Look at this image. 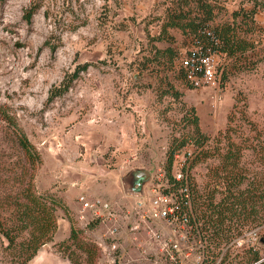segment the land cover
Listing matches in <instances>:
<instances>
[{"label": "rangeland", "instance_id": "rangeland-1", "mask_svg": "<svg viewBox=\"0 0 264 264\" xmlns=\"http://www.w3.org/2000/svg\"><path fill=\"white\" fill-rule=\"evenodd\" d=\"M254 4V15L242 20ZM234 13L237 35L253 45L246 56L260 57L264 0H0V220L29 224L27 188L54 208L50 241L38 249L47 254L27 264H226L248 248L264 260L259 204L234 239L232 217L220 225L207 208L224 136L264 138V60L244 70L218 51L217 86L197 89L178 64L195 37L232 22ZM64 79L69 89L50 99ZM4 114L36 152L33 164ZM244 160L264 173L251 152ZM137 170L149 178L131 193ZM179 172L184 181L171 183ZM181 185L190 211L204 200V219H150L151 201L162 195L180 203ZM81 197L110 203L116 221L82 212ZM31 228L12 246L0 234V264H21Z\"/></svg>", "mask_w": 264, "mask_h": 264}, {"label": "trees", "instance_id": "trees-1", "mask_svg": "<svg viewBox=\"0 0 264 264\" xmlns=\"http://www.w3.org/2000/svg\"><path fill=\"white\" fill-rule=\"evenodd\" d=\"M255 7H257V4H254L250 11H243L244 14L241 15L242 20L251 18L255 13ZM208 10L206 11V14L210 15V7H208ZM29 14H31V12H29ZM29 14L27 18H29ZM237 16L238 14L234 13L232 15V22L222 24L216 28L215 31L208 30L211 33V36H207L204 32L206 30H204L202 32L203 37H195L193 39V45L195 39H197L204 46H210L214 50L224 52L227 58L232 57V61H234L232 66H241L244 70H249L255 65V62L252 61V59L260 61L264 60V52L263 55H261L262 57H258L259 55H254L252 57L246 56L245 53L252 49L253 45L246 39L237 35V26L234 25L236 24L235 19ZM207 19H209V17L206 18L205 21ZM169 27L178 29L186 27L185 29L195 31L192 29V23L181 25L180 22L171 21L169 23ZM215 40H217L216 43L214 42ZM69 87L70 81H66L64 79L58 88H54L50 91L49 98L51 99L59 96L60 94L66 92ZM236 103L237 100L232 106L233 110H235L237 106ZM238 112L243 114L242 110L237 111V113ZM232 115H235V113H232ZM4 116H6L5 118L7 122H10L14 126L15 132L18 136V145L26 153V155H28L29 159H31V163L33 164L35 160H38L36 152L33 151L26 137L18 129L13 118L8 117V115L5 114ZM233 118L234 116H232V119ZM250 125V131H254V126L252 124ZM225 133H227V131ZM224 137V142H226L227 145L223 147V151L219 153L220 167L214 168L211 172L212 179H214L216 184L212 190L209 191L210 196L209 201H207V208L210 209L212 213L216 212V222L220 225H222L224 220L229 216L232 217V239H234L241 234L245 227L252 223V221L248 219L250 214H256V211L254 210L255 207H258L259 204V206L264 209V173L249 169L246 167V162L244 160L245 152L249 151L255 158L257 164L264 168V138H246L238 143L234 139V135H232V139L228 134ZM169 158H171L170 155ZM170 166L171 159L167 162L168 176ZM222 181H224L228 186V193L226 195L221 191ZM170 182L176 185L179 184L171 177ZM25 192L26 195L24 198L28 201L30 206L28 207L30 213L27 214L26 212V218L29 220V224L23 225L22 223L21 225L17 224L8 226L3 220H0V234L7 240L8 246L14 245L18 233L26 230L28 226H32L29 232V239L23 242V244H25L24 246H26L28 250L25 253V257L21 261V264H27V262L35 256L38 249L46 242L50 241L51 233H53L54 228V208L47 205L41 198L35 196L34 193H31L32 191L29 188H27ZM218 196H220V200L216 203L215 200ZM203 206L204 200L199 197L198 200L196 199V202H194V205L191 208L192 211L186 208V212L189 217L193 214L195 220H203L204 212L201 213V208ZM212 224L214 227V223ZM223 236L224 238L226 237V232L222 233L220 237L223 239ZM224 262V259H222V263ZM226 264H264V260H261L258 257L257 251H253L251 248H248L244 249L242 254L236 253L232 255V260Z\"/></svg>", "mask_w": 264, "mask_h": 264}, {"label": "built area", "instance_id": "built-area-1", "mask_svg": "<svg viewBox=\"0 0 264 264\" xmlns=\"http://www.w3.org/2000/svg\"><path fill=\"white\" fill-rule=\"evenodd\" d=\"M204 32L207 36H211L208 30ZM214 42L216 43L217 40ZM220 55L217 50L212 49L210 46H204L199 40L195 39L193 49L188 51L178 63L179 68L184 73L185 83L194 89L216 87L221 68ZM175 181L179 184L184 181L180 172L176 174ZM180 190L182 191L180 203L172 204L165 196L158 195L151 201L147 216L150 219L164 220L171 225L186 224L188 217L186 208L189 210V205H187V187L181 185ZM79 201L82 205V212L89 210L97 219L116 221V213L110 203L99 200L87 201L84 197H81ZM116 230V227L110 230L111 236L116 235ZM112 248H115V243H112Z\"/></svg>", "mask_w": 264, "mask_h": 264}, {"label": "water", "instance_id": "water-1", "mask_svg": "<svg viewBox=\"0 0 264 264\" xmlns=\"http://www.w3.org/2000/svg\"><path fill=\"white\" fill-rule=\"evenodd\" d=\"M149 178V173L143 170H137L130 173L128 191L131 193H140L142 184Z\"/></svg>", "mask_w": 264, "mask_h": 264}, {"label": "crops", "instance_id": "crops-1", "mask_svg": "<svg viewBox=\"0 0 264 264\" xmlns=\"http://www.w3.org/2000/svg\"><path fill=\"white\" fill-rule=\"evenodd\" d=\"M45 254H47V251H46V249H44V248H41L40 250H38V252H37V254L35 255V257L32 259V260H34L37 256H39V255H42V256H44ZM31 260V261H32ZM30 261V262H31ZM29 262V263H30Z\"/></svg>", "mask_w": 264, "mask_h": 264}]
</instances>
